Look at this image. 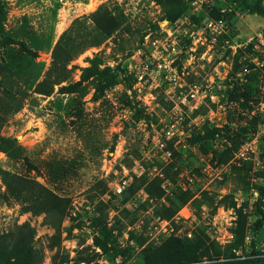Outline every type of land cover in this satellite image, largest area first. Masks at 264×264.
Returning a JSON list of instances; mask_svg holds the SVG:
<instances>
[{
    "label": "rangeland",
    "instance_id": "1",
    "mask_svg": "<svg viewBox=\"0 0 264 264\" xmlns=\"http://www.w3.org/2000/svg\"><path fill=\"white\" fill-rule=\"evenodd\" d=\"M4 1L3 31L17 43L11 49L23 44L36 57L30 62L17 52L10 66L8 51L0 48V169L34 179L68 206L57 237L43 215L21 213L0 180V234L27 223L43 250L42 264H144V251L170 238L205 239L197 257L212 264L228 253L244 258L230 251L239 210L247 254L264 259V221L252 230L254 187L263 171L262 0H245L254 14L233 0ZM102 4L121 13L123 28L74 58L67 69L76 68L49 97L35 94L60 35L74 20L88 26L83 17ZM214 7L216 15L209 16ZM173 8L184 14L168 23L164 14ZM206 18L221 28L204 29ZM95 57L99 70L111 75L100 82L109 85L92 77L81 83L82 91L60 93ZM139 63L148 72L137 84L133 67ZM250 75L255 80L249 86ZM24 157L35 171L26 169ZM144 173L162 180V204L179 191L191 200L164 217L143 190L128 192ZM122 181V193L112 196L110 188ZM258 206L264 217V198ZM98 211L106 214L104 229L113 240L104 249L94 221ZM166 258L157 253L156 263Z\"/></svg>",
    "mask_w": 264,
    "mask_h": 264
},
{
    "label": "trees",
    "instance_id": "2",
    "mask_svg": "<svg viewBox=\"0 0 264 264\" xmlns=\"http://www.w3.org/2000/svg\"><path fill=\"white\" fill-rule=\"evenodd\" d=\"M233 1L242 5L244 9L249 10V14H254L253 7L245 5V0ZM214 8L208 13L209 16L214 17L216 15L215 12H217V8ZM183 12V9L173 8L164 14V18L168 23H173L179 16L184 14ZM258 14L263 15V13ZM5 19L6 4L4 0H0V48L4 51H8L6 56L10 60V66H12L13 61L16 59L17 52H20L21 56H26V59L31 62L36 55L34 52L24 47L23 44H19V51L13 52L11 49V44L17 43H13V41L4 34L3 24ZM83 20L89 21V25H81L82 22H80V20H74L70 27L60 35L52 49L50 67L46 71L42 80L37 83L33 90L35 94L49 97L53 93V88L66 82L71 70L76 68L72 66L70 69H67L68 64L74 58L81 54L86 48L99 46L123 28V17L121 13H112V11L108 10L106 4L100 5L87 17H83ZM100 65L101 61L97 57L89 60V66L81 69L80 80L71 85L60 86L58 89L59 92L62 94L76 92L73 90L74 87L79 88L82 82L87 81L92 77L98 79L99 83L105 81V86H108V79H105L102 82H100V79L111 77V75L107 76L104 71L99 70ZM254 80V76L250 75L247 84L249 86L252 85ZM244 89L247 90L248 86ZM79 91L82 90L79 88ZM134 117L135 120L138 121L144 116L139 111H136ZM75 118L79 119L80 113H76ZM0 123L2 124V121ZM262 159V183H259L254 187V190L257 193V199L254 203L257 219L254 223L255 227L253 226V231H256L264 221L263 212L258 208V205L262 203V199L264 198V148ZM23 162L28 171L36 170L25 157L23 158ZM0 180L5 189L6 197L12 199L19 205L21 213H29L32 216L43 215L42 223L52 228L56 232L55 236L59 237L60 223L66 215V209L68 206L67 199L55 195L34 179L13 174L2 169H0ZM161 182L162 180L159 179V177H150L144 173L139 179H136L134 183L132 182L129 185L128 192L133 194L138 190H143L147 199L154 202L155 210L160 211L164 217L171 218L181 206L191 200L192 195L188 192L179 191L175 193V198L173 199L165 197L166 204H162L160 200L164 197V190L161 187ZM193 201L194 200L191 202ZM236 213L238 220L233 229L234 239L230 245V251L240 250L242 257L244 258L240 259L239 257H235L228 253L222 261H216V263L212 264H264V259L258 256V254L255 255L254 251H251L250 255L247 254L245 245L242 241L245 217L239 210L236 211ZM105 220L106 214L98 211V216L94 221L96 222L97 228H99L101 237L104 238V241L100 243V246L103 249L106 248L107 243H113V240L110 241L108 233L104 229ZM34 237L35 231L27 223L14 225L7 233L0 234V264H42L43 250L35 247ZM205 242V239H195L193 241L178 240L174 238L167 239L164 241L162 247L155 250L146 249L144 251V264H202L197 257V253L204 246ZM138 245L141 246L142 243H139ZM250 245L252 248V241H250ZM110 249L114 254L120 253L114 245H112ZM157 253L163 258L165 256L171 258H166L161 262L156 263ZM80 262H86V260L80 258L78 259V263Z\"/></svg>",
    "mask_w": 264,
    "mask_h": 264
},
{
    "label": "built area",
    "instance_id": "3",
    "mask_svg": "<svg viewBox=\"0 0 264 264\" xmlns=\"http://www.w3.org/2000/svg\"><path fill=\"white\" fill-rule=\"evenodd\" d=\"M264 3V0H262ZM202 27L209 32H216L221 28V22H217L211 19H204L202 23ZM157 68H160V65H157ZM133 70H135L134 78L137 82V84L141 83L145 77V74L148 72V65L146 63H139L138 66H134ZM173 126L171 125V128ZM125 182L122 181L121 184L113 185L112 188H110V192L114 196H119L123 189H124ZM188 237H190V233L187 234Z\"/></svg>",
    "mask_w": 264,
    "mask_h": 264
}]
</instances>
